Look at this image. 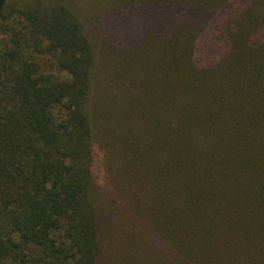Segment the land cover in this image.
Listing matches in <instances>:
<instances>
[{
	"label": "trees",
	"instance_id": "16d2710c",
	"mask_svg": "<svg viewBox=\"0 0 264 264\" xmlns=\"http://www.w3.org/2000/svg\"><path fill=\"white\" fill-rule=\"evenodd\" d=\"M109 1L92 22L37 2L0 46V264H105L123 238L229 264L237 228H264L258 0ZM105 48L143 69L125 102L143 127L101 104Z\"/></svg>",
	"mask_w": 264,
	"mask_h": 264
},
{
	"label": "rangeland",
	"instance_id": "374dc122",
	"mask_svg": "<svg viewBox=\"0 0 264 264\" xmlns=\"http://www.w3.org/2000/svg\"><path fill=\"white\" fill-rule=\"evenodd\" d=\"M104 1L106 0H99L97 5L102 6V3ZM119 1L120 0H110L109 2L115 4ZM37 2L39 3V6L42 7L55 3L63 5L70 9L75 15L83 19L89 20L91 22L92 20H94L95 15L91 8L95 0H7L6 7L3 11L0 21V46L3 45V39L8 38V36L11 35L14 31L20 30L23 13L27 12L28 9L32 8ZM256 11L258 18L260 19L258 23L259 28L261 26H264V0H258ZM106 49L108 51H106ZM125 50L126 49L116 50L118 54L111 52L109 48L97 51L100 58H102V56L104 55V59L108 60L110 63L108 64L107 68H103V71L100 69V71L95 74V82L93 86L96 93L99 95L102 106L106 107V110L112 112L113 115L115 112L118 113L119 117L124 119V122L126 118L128 124L134 126V128L136 129L137 127H143V123L134 118H130V120L128 119V115L125 112V102L127 101L126 97L128 94L135 93V95H139L140 79H142L143 69H141L140 67L137 70L134 69L132 65L133 61L126 56ZM102 106L99 105V107L103 108ZM131 122L134 124H131ZM256 134L258 135L256 137L255 143L257 144L263 142L261 136H264V128L260 131H257ZM254 150L256 153L264 157V150L256 147ZM101 153L103 154V151L98 150V148L95 147L96 168L99 170L98 172L100 178L103 177L102 172L104 169L101 163ZM249 195L251 196L253 194L251 193ZM261 197L262 196L256 194V203L254 204L255 206H258ZM239 211L240 210L238 208L235 209L236 215L232 217L234 221L238 218L239 215H249V213L247 212L239 213ZM255 213L257 214V212ZM247 221L248 220H244L241 225L246 226ZM240 222H242V220ZM240 222L237 225H239ZM108 223L112 224L113 226L116 225L118 228V224L115 219L114 221L110 220ZM238 228L237 232H235V235H233V238L231 240V242L233 243V245L231 246H236V249L231 253H228L229 257L227 258L229 260V264H264V228H259L257 227V225L252 228L244 227V230H246L247 228V231L251 232L246 233L245 231V235L244 231H241L237 235ZM124 236L127 237V234ZM127 239L129 240L128 237ZM122 240L123 242L111 241L109 247L107 246L109 254L105 255L107 259L105 264H161V262L162 264H168V262L164 261H170L168 259H171L170 256L166 255L163 258L164 252H162V250H157V248L155 253L152 252L149 248L146 247L145 244L147 242L141 238H139L135 242L130 243H127V240L124 238ZM144 249H148V251ZM139 253H142V255L137 257L136 254ZM176 260L181 261L178 260V258H176ZM224 260L228 262L226 260V256ZM184 261L185 260H182L181 262Z\"/></svg>",
	"mask_w": 264,
	"mask_h": 264
}]
</instances>
